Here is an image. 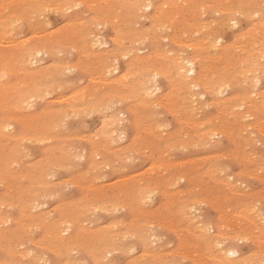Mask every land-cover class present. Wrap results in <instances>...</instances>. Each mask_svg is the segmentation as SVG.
<instances>
[{
  "label": "bare ground",
  "instance_id": "1",
  "mask_svg": "<svg viewBox=\"0 0 264 264\" xmlns=\"http://www.w3.org/2000/svg\"><path fill=\"white\" fill-rule=\"evenodd\" d=\"M116 1H117L118 5H116L115 2H114V4L118 7V10L116 9V11L114 13H112L115 10L116 6L115 5L112 6V4L111 3L109 4L107 0H102V1L101 0H91L90 4H88V5H89V7L91 9H95V13H94L93 16L90 15L91 16L90 17V22L83 21V22L75 23V24H78L80 26L78 28L72 29V28H65L64 27L65 29H63L62 31H61V28L58 29L57 31H55V29H53V31L46 32L43 35H41V34L39 35V34H37L38 32L37 33L35 32L34 34L32 33V35L30 37H28V38H23V39L18 38L20 40H18V39L17 40H13V39H11L13 33L17 30V28L23 22L36 21L40 25L41 22H42L41 21V14L43 12V9L50 8L49 6L52 4V1L51 0H0V45L2 46L0 48V110L4 112L3 113L4 116L2 118L0 117L1 118L0 119V138L4 137L5 139H10V140L12 139L13 140V139H20V138L27 137L29 139H32V142L34 140V141H37L39 143L40 142L43 143V152L45 153V154L43 153L44 154V159L36 160L34 162V164L31 163L30 165H28V166L31 167L32 164H33V166L31 168H28L27 170L24 168L26 171L18 172L19 170L17 171V168L16 169L13 168L12 162H10V160L6 162L5 159H4L6 156H9L10 152L12 151L9 148V146L7 145L8 142L6 143V141L4 142V141L0 140V177L2 176L4 180L5 179L17 180V179L20 178L21 180L25 181V185L23 187H17L16 188V195H17L18 198L16 200L14 199L16 201L15 202V204L17 206L16 208H18V211H19V215H20L19 218H21V219H14V218H8V217L6 218L4 216L1 217V215H0V219L1 220L3 219V223L4 222L6 223L8 221L11 222V223L12 222L16 223V226L12 225V226H9L6 229L0 230V241H2V242L8 241V245L7 246H3V244H2V245H0V249H3V252L5 253L6 257L9 258V259H6V260L7 261H9V260L11 261V262H3L0 259V264H24L22 262V260H20V259L17 260L16 258L14 259V253H15V250H16L17 246H20V247L22 246L23 247V245H26L25 243H28V244H30L32 246H35V247H38V248L39 247L40 248H45L47 251L53 253L54 255L55 254H59V253H63V251L65 253L66 252L68 253L70 251L78 250L80 252L87 253L88 256L90 255L92 257L93 261H94V264H97L98 261H100L101 259H104L106 257V254L111 253L114 250L121 249L120 247L123 246L122 240H123V238L126 235V233H122L121 234V233H119L117 231L116 232H111L112 227L114 228V227L120 226V228H121L124 225L122 223H115L113 225L106 226V227L101 226V227L89 228V229L82 228V226L80 225L81 217L84 216L86 214V212H88V210H91L93 208H99V210L101 209V211L105 212V210H106L105 208L106 207H110L111 208L110 205H112L113 203L111 204L110 199H108V196L105 193H104V195L102 194V196H97V195L96 196H92L93 195L92 193H88L87 198L85 200L84 199H76V200H73V201H69L67 203H63V204L59 203V204H57L55 206V210L58 211V216L56 218H54V217L50 218L51 215L49 216V213H47V212H39V213H36V214H31L30 213L32 208L36 204L37 200L40 197L47 196V194L50 193L51 188L53 187V184L51 182H49L46 179V177H45V175L48 172L50 173L52 167L55 165V163H54L55 156H54L52 150L59 151V154H65L66 150L64 148L65 146L58 145L56 147H53L54 146L53 145L54 142L52 144L53 146L50 144V142L53 140V137L50 134L45 133L46 130L43 129L42 126H40V128L42 129V131H41L42 133H39L40 131L38 133H35V132H37L35 130V131H33L35 134H31V136H29V134L26 135V136L25 135H16V134H14L16 132L11 133V131H10L11 129L10 128H12L13 124H10L11 121L9 122L8 120L9 119L10 120L14 119L16 121H20V124H22V122L23 123L27 122L28 123L27 124L28 128H30L29 125H34V126L35 125L36 126L40 125L38 123L39 117L37 115H35L34 113H28V114H25V115H19V112L24 110V109H26L28 106L34 104L36 99L39 100L38 98H40V100H41V97H43L44 94H46L47 91L51 88V87H49V84H48V80H49L48 78L50 77L48 75V72L51 73V70L52 69H56L58 67V64L51 63L49 66H46V68H45L44 66H40L39 67L37 65V63H35L37 65V67H38V68L36 67V69H35V67L33 69L32 66H30V68H29V65L33 64L36 61L35 57L37 55L39 56V54H43V53L49 52L50 51L49 47H52V46L57 45L58 43H60V38L56 37L57 36L56 33H59L61 31V33L63 32L62 34L66 35V36L70 35L72 37H75V39H76L77 35L78 36L79 35H83L82 40H83V42H85L84 45L87 47L85 49V51L83 52L84 53L83 55L85 57H87L86 59L89 58V60H90V62L88 64V67H89L88 71L89 72H91V71L94 72L96 70L95 69L96 68L95 65H96V63H98V60H100L99 56L93 54V51H91V47L95 44V42H93V41L87 42V40L84 41L85 37L87 38L88 36H90L91 34L94 33V31H93V33H91L92 31L89 32L88 28L90 26H92L95 22L98 23L97 24L98 26L101 23H103L102 25H104L105 22L112 25L111 26V27H113V31L112 32H114V35H113L114 39L113 40H114L115 46H117L115 51H116V53L120 54V56L121 55L122 56L128 55L132 51V49H133L132 47L135 46L137 43L139 44V42H143L145 40H149L150 41V43L152 44L150 51L149 52L147 51L148 53L146 55H144L143 57H139L137 55H135V57H131V59L126 63V68H125L124 72L121 75L116 76L115 78H113L111 80L102 79L103 82L105 83V85L109 84V85H112L113 87L116 86L117 87L116 90H113L111 88L110 92L107 91L108 93L103 94V97L97 98L96 93L99 94V92H96V90H98L99 88L97 89V88L93 87V90H91L92 93L90 92L92 95L90 94L91 96L90 95L87 96L86 95V92H87V88L86 87H87V85H85V88H82L81 90H76L74 92L72 91L73 93H71L68 97L67 96L59 97V99H57V101H59V103L60 102L61 103H66V107L64 108V110H70L71 113H76V114L77 113H81V112H82L81 114H83V111H86V110H95V111L98 110V111L104 112L102 110H105V108L107 107L106 103L109 100H111V99H113L115 97H118L119 100L122 101V102L123 101L127 102L129 104L128 108L131 109L132 111H134L135 114H136L135 115V124H136L137 127H139L141 129V131H139V132L146 133L148 135V137H149V135H151L152 139L149 140L150 146H148L149 144L146 143V145L151 149L150 152L148 150V152L150 153V156L154 153L153 150L155 148H157V147H158L157 151L162 152L161 150H163L164 147H165L164 150L166 151V147L169 146L174 141L173 138H172L173 135H170L168 133L169 136L168 135L167 136H162L160 134L161 131H160V133L156 132L154 130V126H151V123L146 122L147 118L144 117V115H143L144 113H141V108H146V109L149 110V108H152L154 105H157L159 103L161 104L162 100H157V98H153L152 97V95L155 94V92H158V90H160L159 86L157 84L159 78H162L165 86H167V91L168 92L165 93L166 102L165 101L164 102H165L167 108L180 121V123L182 124L183 129H184L183 133L182 132H181V134L178 133V134H180V145H182V146H185V145L186 146H190V145H193L196 142V141L193 140L194 138H197V140L202 138V140H203V139H206V138L209 139V138H211L213 136L215 137V135H218V134H223L226 137H230L232 140L235 141V143H236L237 140H239L241 142V139L243 137L241 135L243 134L242 131H243V127H244L242 121L244 119H246V118H252L253 121H256L255 124H254L255 125L254 127L258 128L260 131H264V115H263L264 114V89H262L260 91H256L255 90L256 92H253V93H255V94H253L255 98H252V95H251L252 92L251 93L250 92L249 93H244L242 95H240L239 93L234 92V93L228 94V95H226L224 97H220L225 92V90L227 88H229V87H233L234 88V87L239 86V89L242 87L245 90H247V88L250 90V89L254 88V86L257 84V81H259L260 78L262 76H264V20H261V19H259L258 17L255 16V13L258 11V6L261 3H264V0H220L221 1L220 4L222 6L219 4L218 6H216V8H213L211 3H210L211 5L206 3L205 0H163V1L161 0V1H159V2H161L160 4H158L159 2L157 4H155V1H153V0H116ZM207 1H210V0H207ZM215 1H219V0H215ZM57 4H59V3H56L55 5H57ZM149 4L152 5L151 8L147 7V5H149ZM88 5H87V7H88ZM53 7H54V5H53ZM124 9H126L127 12H125ZM144 9H146V10L147 9H150V10L153 9L152 10L153 12L151 14L147 15V14H144ZM206 9H214L215 11H217L219 13L221 12V14L222 13L227 14V16H221L220 15L221 16L220 18H217L215 21H212V22H206V21L200 22L199 19H201V18L198 19V17L200 15H202L205 11L207 12ZM211 11H213V10H211ZM215 11H213V12H215ZM69 13H67V14H69ZM237 13H239L240 16H243L245 18L251 19V23L249 22L250 25L245 29V31L241 35L242 38H236L235 37L233 40H231V41H229L227 43H224V44H220L221 42L217 43L216 40L218 39V37H215L217 39L214 40L213 36H216L220 32L219 30L224 28L225 24H229V22L235 21ZM59 14H60V12H59ZM61 14H63V13H61ZM205 14H204V16L207 15V14L206 15ZM146 15L148 16V19H149V24H148L149 27L148 28L146 27L147 29H145L143 27L141 28L140 26L135 28L133 20L135 18L144 17ZM46 17H49V16L47 15ZM74 17H76V16H74ZM77 17H78V15H77ZM88 17H89V15H88ZM144 18H146V17H144ZM66 19L68 20V17ZM80 19L81 18H79V20ZM205 19H206V17H205ZM210 19H212V18H210ZM242 19L240 18V20H242ZM67 20H66V22H67ZM74 21H75V19H74ZM134 21L137 23L136 20H134ZM76 22H78V21H76ZM237 25H239V24L237 23ZM24 26H25V24H24ZM27 26H30V25H27ZM69 26H71V24ZM42 27H43V25H42ZM99 27H101V26H99ZM103 28H104V26H103ZM47 29H49V27ZM226 29L229 30V28L225 27L224 30H226ZM98 31H100V29ZM166 31H169V33L166 32ZM22 32H23V30H22ZM22 32H20V33L22 34ZM42 32H44V31H42ZM163 32H166L168 34L167 35L165 34L163 36V35H161ZM60 34H58V35H60ZM102 35L103 34H101V36ZM109 35H107V36H109ZM15 36L18 37V34L15 35ZM97 36L98 35H96V37ZM99 37H100V35H99ZM64 38H65V36H64ZM64 38H63V40H64L63 42H65ZM75 39H73V40H75ZM103 39H105V38H103ZM73 40H70V41H73ZM161 40H166L167 41V42H165V43L168 44V46L166 48H162L161 45H159V46L162 49L158 48L159 46L157 47V44ZM126 42H128L127 43L128 45H126ZM103 43L105 44V42L102 41V44ZM106 43H107V39H106ZM114 43H112V44H114ZM61 44H64V43H61ZM100 44L101 43H99V45ZM81 45H82V43H81ZM175 47H177V48H175ZM142 48H145V47H142ZM141 49H139V50H141ZM136 50H138V49H136ZM96 52H98V51H96ZM76 53L77 52L75 51V54ZM53 55H51V56H53ZM61 56H63V55H61ZM114 57L116 58V56H114ZM52 58H54V56ZM55 58H57V57L55 56ZM75 58H76V56H75ZM107 59H109V58H107ZM92 60H96V62L93 63ZM45 61L46 60H44V62ZM114 61L116 62L117 60H114ZM44 62H42V63H44ZM63 62H64V60H63ZM118 63H119V61H118ZM76 64H77V62H76ZM40 65H42V64H40ZM62 65H63V63L61 64V66ZM116 65H117V63H116ZM67 68H69V67L67 66ZM103 68H105L104 73L110 72V70L112 69V68L111 69H107L105 66H103ZM111 71L115 72V70H111ZM52 72H54V71H52ZM93 74L92 75L90 74L91 79H89V80H92L91 82H94V81H96L98 79V77L94 76ZM67 77L69 78V76H67ZM76 79H74V80H76ZM79 79H81V78H79ZM79 79H77V82H78ZM67 80H69V79H67ZM98 80H100V79H98ZM102 80H101V82H102ZM84 81L85 80H83V82ZM97 81L95 83H97ZM49 82H51V81H49ZM88 82H90V81H88ZM90 84H88V85H90ZM76 85H78V84H76ZM71 86H73V85H71ZM259 86H261V85H259ZM57 87H59V86H57ZM97 87H99V86H97ZM197 87H200L203 90L204 93H207V94L209 93L212 96L211 97L213 99L212 100V105L216 104V107H217V110H216L217 111V116H218L217 119L221 120L222 122L221 121L220 122L223 124V126L219 130H217L215 128L214 124L217 123L216 121H211L209 119L201 120V119L194 118L193 116L195 114L193 115L192 111L187 106L188 104L186 105V102L190 101L192 96L194 95L193 92H195V93L198 92V91L196 92L194 90V88H197ZM64 88L65 87H63L62 89L64 90ZM164 88L166 89V87H164ZM200 88H198L196 90H199ZM55 89H57V88H55ZM68 91H69V89H68ZM116 91H118V92H116ZM229 91H231V90H229ZM66 92H67V90H66ZM66 92H65V94H66ZM55 93H53V94H55ZM160 93H162V91ZM226 93H224V94H226ZM200 94H201L202 98L204 97L203 95H205L203 93H200ZM46 98H48V96ZM163 98H164V96H163ZM196 98H197L196 102H198V99L201 98V97L198 98V96H197ZM42 99H44V98H42ZM114 100H112V101H114ZM39 102H41V101H39ZM190 102L193 103L192 101H190ZM208 103H207V105H208ZM35 104H37V103H35ZM42 104H44V103H42ZM135 104H137V108H139L140 111L134 110V105ZM37 105H35V106H37ZM51 105H52V103H51ZM194 105H196V104H194ZM209 105L211 106L210 103H209ZM204 106H206V104H204ZM245 106L248 107L249 111L248 110L247 111L246 110H239V108H243ZM47 107H49V106L47 105ZM52 107H53V105H52ZM123 107H121V108H123ZM43 108H41V109H43ZM112 108H113V106H112ZM118 108H120V107H118ZM124 109H126V108H124ZM111 110H113V109H111ZM26 111H28V110H26ZM50 112H53V113L55 112V113L58 114V116H59V114L61 115V109L57 108V107L56 108H51ZM126 112L127 111L125 110V112H123V113H126ZM129 112H131V111H128V113ZM134 112H132V113H134ZM0 113H2V112H0ZM153 113H152V115H153ZM155 113H156V111H155ZM172 113H171V115H172ZM66 114H67V112H66ZM106 114H107V112H106ZM92 115H94V114H92ZM150 115H148L146 117L149 118ZM152 115L150 117H152ZM206 115H208L207 112H206ZM209 115H212V114H209ZM213 115L215 117V114H213ZM115 116H113L112 118H108L107 119L106 115H102L101 114L100 117H102V118L100 119L101 121H99V122H101V130H100V135H99L100 139L102 138V139H106L107 140L108 137L111 136V133L113 131H116V130L120 131L118 129L117 123L119 124L121 122V119H119L117 121V120H115ZM201 116L202 115H200L199 118H201ZM53 117H54V115H53ZM61 117H62V115H61ZM81 117H83V116L81 115ZM88 117L90 118V114H89ZM97 117H99V116H97ZM51 118H52V116H51ZM67 118L68 117H65V119H67ZM58 119H59V117H58ZM49 120H51V119H49ZM52 120H53V118H52ZM51 121H48V122L50 123ZM13 122L14 121L12 120L11 123H13ZM40 122H41V125H42V121H40ZM54 122H55V124H57L56 126L55 125L54 126L57 127L59 122H57V123H56V121H54ZM45 123H47V122H45ZM83 123H84V121H83ZM159 123H161V122H159ZM157 124H154V125H157ZM71 125H72V123H71ZM80 125H79V127H80ZM126 125H127V123H126ZM128 125H129V122H128ZM162 125H160V126H162ZM34 126H33V129H34ZM43 126H44V124H43ZM47 128L49 129L48 125H47ZM60 128H62V127H60ZM163 128H165V127H163ZM169 128H167V130ZM176 128H177V126H176ZM30 129H32V128H30ZM188 129L191 130V131H187ZM26 130H28V129H26ZM51 130H49V132ZM60 130H59V133L61 132ZM66 131H70V130H66ZM86 131L88 132V130H86ZM19 132H21V131H19ZM30 132H31V130H30ZM79 132H81V131H79ZM189 132L193 133L192 137L188 136ZM75 133H77V132H75ZM175 133L176 132H174V134ZM82 134H84L83 131H82ZM137 134H139V136L142 135V134H140L138 132H137ZM95 135H97V134H95ZM252 135H253V133H252ZM124 136H127V135L125 134ZM78 137L80 138V134H79V136H77V138ZM136 138L141 139V137L139 138L138 135L136 136ZM63 139H65V138H63ZM133 139L134 138H132L131 141H134ZM145 139H144V141H145ZM148 139H150V138H148ZM148 139H147V141H148ZM227 139H229V138H227ZM243 139H244V137H243ZM255 139H257V138H255ZM24 140H26V139H24ZM98 140L99 139L94 140V138H92V137L88 139L89 144L91 143L92 146L99 145L98 142H97ZM211 140H213L214 142L216 141V139L214 140L212 138H211ZM135 141H136V139H135ZM135 141H134V144L138 145L139 141H138V143H136ZM144 141H143V143H145ZM140 142H142V141H140ZM158 142H161V146H164L161 150L159 149L160 143L157 144ZM27 143L25 142V144H27ZM63 143H65V142L63 141ZM109 143H110V141H109ZM211 143L214 145L213 142H211ZM219 143H221V142H219ZM15 144L16 143H14V145ZM87 144H88V142H87ZM114 144H115V142H114ZM101 145L106 147L107 146L106 141H101ZM121 145H123V144L121 143ZM22 146H24V144ZM27 146L29 147V145H27ZM77 146H78V143H77ZM80 146L81 145H79L78 147L80 148ZM130 146L131 145L125 146L122 149H126V148H128ZM147 146H145V147H147ZM7 147L9 148V150L7 149L8 150V152H7L8 154L6 153L4 155V152H6L5 149ZM15 147H16V145H15ZM20 149H21V147H20ZM207 149H209V148H207ZM215 149H216V147H215ZM218 149L220 150V148H218ZM263 149H264V147H263ZM25 150H27V149H25ZM33 151L36 152L35 149ZM77 151H78V149H77ZM103 151H104V149H103ZM124 151H126V150H124ZM155 151H156V149H155ZM196 151H198V150H196ZM201 151L203 152V150H201ZM215 151L217 152V150H215ZM231 151L233 152V150H231ZM231 151H230V153L228 151L227 152L229 154H231ZM85 152H87V151H85ZM114 152H116V151H114ZM120 152H122V150ZM93 153H94V151L91 152V154H93ZM110 153H112V151ZM162 153L164 154V152H162ZM213 153H215V152H213ZM228 153L226 155H228ZM246 153L247 152H245L244 155ZM249 153L250 152H248L247 154H249ZM73 155L75 156V154H73ZM96 155H98V154L96 153ZM103 155H105V153H103L102 155L100 153V157L103 156ZM135 155H137V154H135ZM135 155H133V156H135ZM146 155H148V153ZM187 155H189V154L187 153ZM241 155H239L238 157L241 158ZM15 156L13 154L12 157H15ZM80 156H82V155L80 154ZM88 156L91 158V155H88ZM114 156H115V154H114ZM119 156H117V157H119ZM18 157H19V155H18ZM20 157H22V156H20ZM157 157L158 158H156L155 160H152V162L150 163V165L148 167H149V169L151 171L154 170L155 173L158 174L159 178H161L162 182L164 183V188L162 189L161 185L159 186L158 184H156V186H154L153 184L150 183V181H149L150 180L149 179V175H151L150 173L147 174V176H146L147 180L144 181V182L140 181L139 179H136V180L133 179L134 182H132V185L133 186H137V192H133V197L137 201V208H138V204L139 203H141L142 201L150 199V196L152 194L151 192H153L155 189L160 187L159 191L162 193V195L164 194L168 199L170 198V200L172 198L171 203H172V206L175 207V210H174L175 215H178L181 211H182V213H186L188 211H185L183 209L184 205L186 203V199H185V196H184L185 193L183 191H178V192L171 193V192H169L168 185L170 184L172 179L177 180V181L189 179V180H192L195 183L198 180L197 178L201 177V179H199V182H202V185L205 187V189L208 191V193L211 194V192H215L214 195H212L213 196L212 200H210V201H211L212 205L214 206V209L217 210L218 217H217V219L215 221H211V220H209V218L207 219L205 214L203 213L202 214L203 217L199 220L198 223H194V222H192L190 220H189V222H187V223H190V222L194 223L193 227L189 226L191 224L190 223L188 226L185 224L186 225L185 228H183L184 225H183L182 228H180V230H182V229L185 230L184 234L186 236L185 237L186 244L190 243L191 245H189V246H191L192 250H194V252H195V258L197 260L196 264H258V263H264V261L261 262L262 261L261 258H263L262 256H264L262 254L261 250H260V253L258 252V253L248 254V256H238V257L234 258L235 255L234 256H230L229 253H235L234 250H236V249L232 250V249L229 248V246L228 247L225 246V247H223L221 249L219 248V245H221V243L222 244H223V242L226 243L227 239L229 237H231L230 236L231 227H229L230 231L228 230L230 234H228V232H227V226H228L229 222H227L228 221L227 220L228 219L227 218L228 215H226V214H229V213L232 214V212L228 213V211L225 210L226 207L224 208V206L227 204V201L225 200L224 195L219 193L217 189L212 191V188H210L211 187L210 184H208L206 182L203 183V181L205 180L204 176L209 178L214 183H216L215 181L218 182V180H219V179H216V177H215V168H212V166H211L212 163L209 164V165H205V160L207 159V157H202V158H198V159H190V160H187V161H180V162L179 161L178 162L168 161V160H166L163 157V155L161 153H159V156H157ZM175 157H176V155H175ZM212 157H214V156H212ZM103 158L105 159V157H103ZM169 158H170V156H169ZM184 158L182 157L181 159H184ZM227 158H228V156H227ZM234 158H235V155H234ZM251 158L254 159L252 156H251ZM15 159H16V157H15ZM23 159H22V161H23ZM106 159H108V160H106ZM106 159H105V161H109L110 160V158H106ZM112 159H115V158L113 157ZM208 159H210V158L208 157ZM25 160H26V158H25ZM118 160L122 162L121 159H118ZM139 162H138V164H139ZM255 162H254V166H256ZM261 162L263 164L264 161H260V163ZM80 163H81V161H80ZM185 164H190V166H191V171H190L191 175H189V176L188 175L186 176L185 175L186 172L185 173L183 172L182 166L185 165ZM256 164H258V162H256ZM259 164H258V167L261 166ZM129 165L130 164H127L128 167H129ZM18 166L20 167V165H18ZM24 166H25V164H24ZM66 166L68 167V165H66ZM102 166H105V165L103 164ZM127 166H125V167L127 168ZM96 167H100V166H98V163H97V166H93L92 165V167H91L92 169H94V175H96L99 172V170H98L99 168L97 169ZM114 167L116 168V166L113 165L112 167H110V169L114 168ZM117 167H118V165H117ZM233 167H234V165H233ZM252 167H251V169L247 168V170H249V171L253 170ZM102 168H101V171H102ZM107 168H109V167H107ZM121 168H122V166H121ZM121 168H117V169H119V171H120ZM257 168H255V169H257ZM84 169H86V168L84 167ZM244 169H245V167H244ZM96 170H97V173L95 174ZM54 171L51 174H56L57 171L56 172H54ZM63 171H64V169H63ZM110 171L113 172L114 170L113 171L110 170ZM119 171H117V172H119ZM230 171H232V169ZM64 172H67V171L65 170ZM253 172H255V171H253ZM258 172H259V170H258ZM78 173H79V171H78ZM102 173L104 174V171ZM113 173H115V172H113ZM228 173L230 174V172H228ZM80 174H82V172H80ZM123 174H125V173H123ZM141 174H143V173H141ZM58 175H54V176L57 177ZM94 175H92V176H94ZM87 176L89 177V174ZM96 176H98V175H96ZM136 176H137V174H136ZM155 176H157V175H155ZM249 176H251L250 173H249ZM94 178H96V177L94 176ZM97 178L103 179L102 177H97ZM82 179H83V176H82ZM124 179H122V180H124ZM261 179H262V177H261ZM119 181H121V180H119ZM231 182L233 183L232 180H231ZM97 183H99V182H97ZM102 183H103V180H102ZM234 183H236V182H234ZM81 185L87 191L88 190L97 189L95 186H92V185H90V184H88L86 182H82ZM240 185H242V184H240ZM240 185L238 184V186H240ZM82 187H81V189H82ZM229 187L230 186H227V188L224 190L225 194H228L227 190L230 189ZM231 187L233 188V185ZM118 188H120V185H119ZM245 188H242L241 190L244 191L243 189H245ZM233 189H235V188H233ZM97 190H100V189H97ZM129 190H130V188H129ZM261 190L263 191V189H261ZM108 191H109V189H108ZM157 191H158V189H157ZM230 192H231V190H230ZM232 192H233V190H232ZM246 192L249 193L250 191L249 192L246 191ZM255 192H257V191H255ZM258 192H259L258 194H260L261 191H258ZM93 193H94V191H93ZM101 193H102V189H101ZM237 193L238 192H236L235 194L237 195ZM4 196H6V195H4ZM72 196H74V195H72ZM136 196H137V198H136ZM8 197H10V195ZM81 197H83V195H81ZM226 197H228V195H226ZM258 197H259V195H258ZM84 198H85V196H84ZM123 198H125V197H123ZM189 198L190 197H188V199ZM115 199H116L115 202L113 201L114 205H115V203L116 204L120 203L119 206H121V207H128L132 212H133V210H135V206H134L133 201H129V200L125 201V199H121V197H119L118 195H115ZM194 200H196V199H194ZM241 200H242V198H241ZM169 201H168V203H169ZM248 201L250 202V200H248ZM231 202H233V201L231 200ZM50 203H52V202H50ZM246 203H248V202H246ZM193 204L194 203H192V205ZM251 204H254V203H251ZM239 205H241V204H239ZM246 206H247L246 208H250L253 205L252 206L250 205V207H248L249 206V204H248ZM46 207H48V206H46ZM166 207H169L168 204H167ZM207 207H210V206L208 205ZM2 208H4V207H2ZM16 208H15V210H17ZM43 208H45V207H43ZM110 208H108V209H110ZM144 208H145V206H144ZM102 209H105V210H102ZM195 210H198V209H195ZM224 210L226 211V213H224ZM248 210H250V209H247V211ZM43 211H45V209ZM137 211L139 213H141L142 216H145V217H148V215H150L151 213H156L157 212V210L148 211V210H145V209L144 210H140V208L137 209ZM171 211H172V209H171ZM243 211H244L243 209L242 210H238L234 214H235V216H238V218H243L242 221L244 219H246L249 222V224L255 223L254 222V217H256V215H253L251 213V215H253V217H252V216L249 215L250 213L247 215V214L243 213ZM254 211H257V210H254ZM251 212H253V211H251ZM190 214H192V213H190ZM259 214H258V217L261 216ZM16 215H18V214L16 213ZM207 215H208V213H207ZM12 216H14V215H12ZM53 216H55V214H53ZM182 216L184 217V215H181V213L178 216H176V218H178L176 220H178L179 223H180V221H183ZM190 216L191 215H189V217L188 216L187 217L190 219ZM198 216H199V214H198ZM235 216H233V218H235V221H236L237 219H236ZM229 218H230V216H229ZM163 219H165V218H163ZM191 219H193V217ZM185 220L188 221V219H185ZM246 220H244V221L247 222ZM262 220H261L260 223L264 222V221L262 222ZM106 221H107V219H106ZM151 221H152V219H151ZM151 221L149 223L146 222V223H140V224H138V222H137V231L131 233V234L137 236V241L147 240L150 236L154 235L153 232L151 233V231L154 230V227L156 225L153 222H151ZM154 221L158 222V220H154ZM232 221L235 223L234 220H231L229 224H232L233 223ZM255 221H256V219H255ZM259 221H260V219H259ZM259 221H257V222H259ZM90 222L93 223L92 221H90ZM159 222H161V221H159ZM163 222H161V223H163ZM239 222L241 223V220H239ZM260 223H258V224H260ZM30 224L33 227L34 226L39 227L42 230V232H43V236L38 238V239L30 237L29 236V231L27 229ZM170 224L173 226L172 222H170ZM170 224H167V225L169 226ZM237 225H238V223L236 225H234L233 227L236 228L235 226H237ZM253 225L257 226L255 224H253ZM262 226H260V227H262ZM122 228H124V227H122ZM245 228L247 229V227H245ZM249 228H250V226H249ZM251 228H254V227L252 226ZM262 228L260 229L258 227L260 232H258L259 230H257V232H254L255 234L252 233L253 235L252 234H251L252 236L250 235L251 237L254 236L253 239L257 243H260L261 241L264 242V240H263L264 239V235H263V232H262L263 231ZM211 230H213V233H210ZM243 230L245 231V229H243ZM247 230L245 231L246 233H248V231H249V230L248 231ZM171 231H172V229H171ZM171 231H170V234L172 233ZM236 231H238V230H236ZM244 231L242 232V230H241V232L243 234H245ZM177 233H180V232H177ZM237 234H240L239 238H241L240 230L238 231ZM231 235H233V234H231ZM248 235H243V238L244 237H246V239L249 238ZM179 237H181V235ZM179 237L177 236L176 238H179ZM232 237H235V236H232ZM243 238H241L242 241L244 240ZM253 239H251V241ZM234 240H235V238H234ZM178 241H180V240H178ZM179 244H177V245H179ZM177 245H176V247H177V249H179L180 247L178 248ZM139 246H140V244H139ZM157 246L159 247V245H157ZM31 248H33V247H31ZM147 248H146V250L144 249V252L142 251V255H140L139 258L137 257V255L135 256L137 258H135V257H134L135 259L133 258L134 259L133 264H168V259H165V258L163 259L164 255H163V257H161L162 260L160 259V256H162V255H159V254L162 251H159V253H156V254H154V253L151 254L150 251H147ZM258 248L260 249V247H258ZM123 249H124V247H123ZM171 249L173 250V248H171ZM155 250H156L155 252L158 251V249H155ZM192 250H191V252H192ZM240 250H241V248H240ZM29 251H31V250L29 249ZM47 251H44V252H47ZM151 251H154V250H151ZM164 251H166V250H164ZM176 251H178V250H176ZM186 251L188 252V249L185 250V248H184V251L183 252L181 251V252L184 253ZM33 253H35V252H33V251L32 252H26V250L22 249V251H19V256L18 257H22L23 259H28L29 257L32 258V255H33V258H35L36 254H33ZM174 254H176V253H174ZM245 254H247V253H245ZM54 255H52V256H54ZM124 255H126V254H124ZM131 255H133V254H131ZM168 255H166V256H168ZM185 255H187V254H185ZM185 255L182 254V256H185ZM237 255H240V254H237ZM188 256H186V257H188ZM67 257H68V255H67ZM56 258H57V256H56ZM65 258H66V256H65ZM188 258H190V257H188ZM64 260L66 261V259H64ZM180 260H181V258H180ZM170 262H171V260H170ZM45 263H47V262H45ZM113 263H115V262H113ZM109 264H111V263L109 262Z\"/></svg>",
  "mask_w": 264,
  "mask_h": 264
},
{
  "label": "rangeland",
  "instance_id": "2",
  "mask_svg": "<svg viewBox=\"0 0 264 264\" xmlns=\"http://www.w3.org/2000/svg\"><path fill=\"white\" fill-rule=\"evenodd\" d=\"M52 1V4L54 5V7H53V5L51 4L49 7L50 8H46V9H49V11H47V12H45V9H43V16L41 15V24L39 25L38 24V22H36V21H30V22H23L18 28H17V30L13 33V35H12V37H11V39H13V40H17L18 38H20V39H23V38H28V37H30L31 35H32V33L34 34L35 32L37 33V34H41V35H43L44 33H46V32H50V31H53V29H55V31H57L58 29H60L61 28V31L63 30V29H65V28H72V29H75V28H78V27H80L78 24H75V23H79V22H83V21H87V22H90V17L91 16H93L94 15V13H95V9H91L90 7H89V5L88 4H90V1L91 0H51ZM55 1V2H54ZM102 1V0H101ZM108 1V3L110 4H112V6H114L115 4H114V2L116 3V5H118V3H117V1L116 0H107ZM153 1H155V4H157L159 1H161V0H153ZM163 1V0H162ZM206 1V3H208V4H212V6H213V8H216V6H218L220 3H221V1L219 0V1H215V0H210V1H207V0H205ZM54 2V3H53ZM65 2V3H64ZM213 2V3H212ZM218 2V3H217ZM56 3H59V4H57V5H55ZM62 3V4H61ZM161 2H159L158 4H160ZM77 4H79V5H81V7L77 10L76 9V5ZM210 4V5H211ZM87 5H88V7H87ZM115 5V6H116ZM221 5V4H220ZM68 6V7H67ZM222 6V5H221ZM53 8H58L59 9V12H60V14L58 15L57 14V12L56 11H53V10H51V9H53ZM66 8H70L71 9V11H66L65 9ZM90 8V9H89ZM76 9V10H75ZM82 9V10H81ZM116 9L118 10V7L116 6V8H115V10L112 12V13H114L115 11H116ZM84 10V11H83ZM153 10V9H152ZM152 10H150V9H144V14H147V15H149V14H151L153 11ZM207 10V12L205 11L202 15H198L199 17H198V19L199 18H201V19H199V21L200 22H203V21H206V22H212V21H215L217 18H220L221 16H227V14H225V13H222L221 14V12L219 13V12H217V11H215L214 9H206ZM211 10H213V11H215V12H213V11H211ZM124 11L125 12H127V10L126 9H124ZM45 12V13H44ZM70 12V13H69ZM75 14H74V13ZM82 12V13H81ZM88 12V13H87ZM52 13V14H51ZM61 13H63V14H61ZM67 13H69V14H67ZM77 13V14H76ZM87 13V14H86ZM91 13V14H90ZM93 13V14H92ZM207 15H206V14ZM213 13V14H212ZM45 14V15H44ZM66 16H65V15ZM73 14V15H72ZM204 14L206 15V16H204ZM49 16V17H46V16ZM53 15V16H52ZM68 15V16H67ZM72 15V16H71ZM77 15H78V17H77ZM88 15H89V17H88ZM91 15V16H90ZM144 16V17H146V18H144V17H140V18H135L134 20H136L137 21V23L133 20V23H134V26H135V28H137V27H143V28H145V29H147L148 27H149V19H148V16ZM221 15V16H220ZM70 16V17H69ZM74 16H76V17H74ZM84 18H82V17ZM86 16V17H85ZM68 17V20L66 19ZM73 17V18H72ZM205 17H206V19H205ZM79 18H81L80 20H79ZM87 18V19H86ZM143 18V19H142ZM210 18H212V19H210ZM227 18V17H226ZM240 18L242 19V20H240ZM245 17H243V16H240V15H237L236 16V19H235V22H236V26L234 27V26H232L233 25V23H232V21L231 22H229V24H225L224 25V28H222V29H220L219 31V33L216 35V36H213L214 37V40H216L217 38H215V37H218V39L216 40L217 41V43H219V42H221L220 44H224V43H227V42H229V41H231V40H233L235 37L236 38H242L241 37V35L243 34V32L245 31V29L250 25V23H251V19H248V18H245ZM55 19V20H54ZM74 19H75V21H74ZM83 19V20H82ZM86 19V20H85ZM46 20V21H45ZM66 20H67V22H66ZM250 20V21H249ZM76 21H78V22H76ZM144 21V22H143ZM48 22V23H47ZM65 24H64V23ZM69 22V23H68ZM148 22V23H147ZM240 22V23H239ZM250 22V23H249ZM45 23V24H44ZM237 23L239 24V25H237ZM24 24H25V26H24ZM51 26H50V25ZM71 24V26H69ZM73 24V25H72ZM98 23H94L92 26H90L89 28H88V31L90 32V31H92L91 33H93V31H94V33L93 34H91L90 36H88L87 38L85 37L84 38V41H86L87 40V42H89V41H93V42H95V44L91 47V51H93V54H95V55H97V56H99V58H100V60H98V63H96V70L94 71V72H89L88 70H89V67H88V64H89V62H90V60H89V58L88 59H86L87 57H85L83 54V52L85 51V49L87 48L84 44H85V42H83V40H82V37H83V35H77L76 36V39H75V37H72V36H66V35H64V34H62L61 33V31L59 32V33H56V37L57 38H60V43H58L57 45H54V46H52V47H49L50 48V51L49 52H47V53H43V54H39V56L37 55L35 58H36V61L33 63V64H31V65H29V68H30V66H32V68L34 69V67H35V69H36V67H37V65L40 67V66H44L45 68H46V66H49L51 63H55V64H58V67L56 68V69H52L51 70V73H49L48 72V75L50 76L48 79V84H49V87H51L48 91H47V93L46 94H44V96L43 97H41V100H40V98H38L39 100H35V103H39L38 105L37 104H35L34 102V104H32V105H30V106H28L26 109H24V110H22V111H20L19 112V115H25V114H28V113H34L35 115H37L38 117H39V121H38V123L40 124V125H29L30 126V128H32V129H30V128H28V123L27 122H22V124L24 125H22V124H20V121H16V120H14V119H12L14 122L13 123H11L12 122V120H8L9 122H10V124H13L12 125V128H10L9 130L11 131V133H14V132H16V133H14V134H16V135H28L29 134V136H31V134H35V133H38L39 131V133H42L41 131H42V129L40 128V126H42V128L43 129H45L46 131H45V133H47V134H50L52 137H53V140L50 142V144L52 145L53 144V142H54V146L53 147H56V146H58V145H60V146H65L64 148H65V150H66V153L65 154H59V151H55V150H52V152H53V154H54V156H55V161H54V163H55V165L52 167V169H51V171H50V173L48 172L46 175H45V177H46V179L49 181V182H51L52 184H53V187L51 188V191H50V193L49 194H47V196H45V197H40L38 200H37V202H36V204L34 205V207L32 208V210H31V214H36V213H39V212H47V213H49V216L51 215V217L50 218H56L57 216H58V211L57 210H55V206L57 205V204H59V203H67V202H69V201H73V200H76V199H86L87 198V195H88V193H92L93 195L92 196H102V194L104 195V193L108 196V199H110V201H111V204L112 205H110L111 206V208L110 207H106L105 209H102V210H105V212L104 211H101V209L99 210V208H93V209H91V210H88V212H86V214L84 215V216H82L81 217V219H80V225L82 226V228H87V229H89V228H97V227H101V226H103V227H106V226H110V225H113V224H115V223H122V224H124L122 227H124V228H120V226H118V227H112V229H111V232H119V233H126V235H125V237L123 238V240H122V242H123V246L122 247H120L121 249H118V250H114V251H112L111 253H108V254H106V257L104 258V259H101L100 261H98L97 262V264H109V262L111 263V264H133V262H134V259L135 258H139L140 257V255H142V251L144 252V249L146 250V248H147V251H150L151 252V254L152 253H154V254H156V253H159V251H162V252H160V254L159 255H162V256H160V259L162 260V258L161 257H163V255H164V257H163V259L165 258V259H168V264L170 263V264H196V262H197V260H196V258H195V252H194V250H192V248H191V246H189V245H191L190 243H188V244H186V241H185V230L184 229H182V230H180V228H182L183 227V225H184V227L183 228H185L186 227V225L188 226L190 223V227H193V224L194 223H198L199 222V220L203 217L202 216V214L204 213L205 214V216H206V218L208 219L209 218V220H211V221H215L216 219H217V217H218V212H217V210L216 209H214V206L212 205V203H211V201L210 200H212V198H213V196L212 195H214V193L215 192H211V194L210 193H208V191L205 189V187L202 185V182H199V179H201V177L200 178H197L198 180L194 183L192 180H189V179H187V180H179V181H177V180H174V179H172L171 180V182H170V184L168 185V188H169V192H171V193H174V192H178V191H183L185 194H184V196H185V199H186V203H185V205H184V210L185 211H188V212H186V213H182V211L180 212L181 213V215H184V217L182 216V219H183V221H180V223L178 222V220H176V219H178V218H176V216H178V215H175V212H174V210H175V207H173L172 206V203H171V200H172V198H171V200H170V198L168 199L164 194L162 195V193L159 191L160 190V187L159 188H157L158 189V191H157V189H155L153 192H151L152 194H151V196H150V199H148V200H145V201H142L141 203H139L138 204V208H137V201L135 200V198L133 197V192H137V186H133L132 185V182H134V180H136V179H139L140 181H146L147 180V174L148 173H150L151 175H149V181H150V183L151 184H153L154 186H156V184H158L159 186L161 185V188L163 189L164 188V183L162 182V180H161V178H159V176H158V174L157 173H155V171L153 170V171H151L150 169H149V165H150V163L152 162V160H155L156 158H158L157 156H159V153H161L162 155H163V157L166 159V160H168V161H172V162H180V161H187V160H190V159H198V158H202V157H207V159L205 160V165H209V164H211V166H212V168H215V177H216V179H219L218 180V182L217 181H215L216 183H214V182H212L209 178H207V177H205L204 176V181H203V183L204 182H206V183H208V184H210L211 185V187L210 188H212V191H214L215 189H217L218 190V192L219 193H221V194H223L224 195V197H225V200L227 201V204L224 206V208H225V210L226 211H228V213L229 212H232V214H226V215H228V221L227 222H229L230 223V221L231 220H234L235 221V218H233V216H235V212L236 211H238V210H244L243 211V213H245V214H249L250 216H252L253 217V215H256V217H254V222L255 223H253V224H255V225H257L258 223H260L261 222V220H262V222L264 221V162H263V164H262V162L260 163V161H264L263 159H264V149H263V147H264V131H260L258 128H256V127H254L255 125V122L256 121H253V119L252 118H246V119H244L243 121H242V123H243V125H244V127H243V134L241 135V136H243L244 137V139H243V137H242V139H241V142L239 141V140H237L236 141V143H235V141L234 140H232L230 137H226L225 135H223V134H218V135H215V137L213 136V137H211L212 139H216V141L214 142L213 140H211V138H209V139H203L202 140V138H200V139H198L197 140V138H194L193 140L194 141H196L193 145H190V146H182V145H180V134H181V132L183 133V131H184V129H183V126H182V124L180 123V121L177 119V117L167 108V106H166V104H165V102H166V99H165V93H167L168 91H167V86H165V84H164V82H163V79L162 78H159V80H158V86H159V89L160 90H158V92H155V94H153L152 95V97L153 98H157V100H162L161 101V104L164 106H162L160 103L159 104H157V105H154L152 108H149V110L148 109H146V108H141V113H144L143 115H144V117L145 118H147L146 119V122H148V123H151V126H154V130L156 131V132H158V133H160V131H161V135L162 136H169V134L170 135H173V142L169 145V146H167L166 147V151L164 150V146H161V142H158L157 144H159L160 143V145H159V149L161 150L163 147V150H161L162 152H164V154L162 153V152H160V151H157V148H155L156 149V151H155V149L153 150L154 151V153L150 156V151H151V149L148 147V146H150V142H149V140H151L152 138H151V135H149V137H148V135L146 134V133H144V132H139V131H141V129L139 128V127H137L136 126V124H135V112L134 111H132L131 109H129L128 108V103L127 102H125V101H120L119 100V98L118 97H115V98H113V99H111V100H109L107 103H106V108H105V110H102V111H104V112H101V111H98V110H86V111H83V114H81V113H71L70 112V110H64V108L66 107V103H59V101H57V99H59V97H65V96H69L71 93H73L74 91H76V90H81L82 88H85V85H87V92H86V95L87 96H89L91 93H92V91L91 90H93V87H95V88H99L98 90H96V92H99V94L98 93H96V96H97V98H101V97H103V94H105V93H108V92H110L111 90V88L113 89V90H116V86H112V85H109V84H106L105 85V83L103 82V80L102 79H107V80H111V79H113V78H115L116 76H119V75H121L123 72H124V70H125V68H126V63L131 59V57H135V55H137V56H139V57H143L144 55H146L149 51H150V49H151V46H152V44L150 43V41L149 40H145V41H143V42H139V44L137 43L135 46H133L132 48V51L128 54V55H126V56H120V54H118V53H116V48H117V46H115V43H114V37H113V35H114V32H112L113 31V27H111L112 25L111 24H109V23H104V25H102L103 23H101V24H99V26H101V27H99L98 25H97ZM27 25H30V26H27ZM42 25H43V27H42ZM95 25V26H94ZM144 25V26H143ZM146 25V26H145ZM73 26V27H72ZM97 26V27H96ZM103 26H104V28H103ZM229 26V27H228ZM49 27V29H47ZM65 27V28H64ZM106 27V28H105ZM147 27V28H146ZM225 27L226 28H229V30L228 29H226V30H224L225 29ZM238 27V28H237ZM22 28V29H21ZM30 28V29H29ZM91 28V29H90ZM111 28V29H110ZM236 28V29H235ZM36 29V30H35ZM38 29V30H37ZM46 29V30H45ZM51 29V30H50ZM100 29V31H98ZM103 29V30H102ZM232 29V30H231ZM22 30H23V32H22ZM26 30V31H25ZM228 30V31H227ZM236 30V31H235ZM28 31V32H27ZM34 31V32H33ZM42 31H44V32H42ZM230 31V32H229ZM235 31V32H234ZM20 32H22V34L20 33ZM41 32V33H40ZM100 32V33H99ZM166 32H168L169 33V31H166ZM166 32H163L161 35H167L168 33H166ZM223 32V33H222ZM61 33V34H60ZM99 33V34H98ZM110 35H109V34ZM18 34V37L17 36H15V35H17ZM21 34V35H20ZM30 34V35H29ZM58 34H60V35H58ZM80 34V33H79ZM101 34H103L102 36H101ZM236 34V35H235ZM96 35H98L97 37H96ZM99 35H100V37H99ZM107 35H109V36H107ZM112 35V36H111ZM230 35V36H229ZM64 36H65V38H64ZM107 36V37H106ZM222 36V37H221ZM112 37V38H111ZM220 37V38H219ZM63 38L65 39V42H63L64 40H63ZM103 38H105V39H103ZM110 38V39H109ZM222 38V39H221ZM20 39H18V40H20ZM69 39V40H68ZM73 39H75V40H73ZM98 39V40H97ZM106 39H107V43H106ZM227 39V40H226ZM70 40H73V41H70ZM220 40V41H219ZM222 40V41H221ZM226 40V41H225ZM67 41V42H66ZM75 41V42H74ZM102 41L103 42H105V44L103 45L102 44ZM148 41V42H147ZM165 42H167L166 40H161V41H159V43L157 44V47L159 46V45H161L162 46V48H166L167 46H168V44L167 43H165ZM61 43H64V44H61ZM81 43H82V45H81ZM99 43H101L100 45H99ZM112 43H114V44H112ZM128 42H126V45H128L127 44ZM143 43V44H142ZM67 44V45H66ZM107 44V45H106ZM112 44V45H111ZM148 44V45H147ZM81 45V46H80ZM111 45V46H110ZM96 46V47H95ZM103 46V47H102ZM108 48H107V47ZM114 46V47H113ZM147 46V47H146ZM164 46V47H163ZM2 46L0 45V48H1ZM142 47H145V48H142ZM52 48V49H51ZM59 48V49H58ZM65 48V49H64ZM71 48V49H70ZM100 48V49H99ZM135 48V49H134ZM142 48V49H141ZM158 48H160V49H162L160 46L158 47ZM175 48H177V47H175ZM98 49V50H97ZM106 49V50H105ZM114 49V50H113ZM136 49H141V50H136ZM146 49V50H145ZM56 51V52H55ZM75 51L77 52L76 54H75ZM96 51H98V52H96ZM104 51V52H103ZM106 51V52H105ZM148 51V52H147ZM55 52V53H54ZM52 53V54H51ZM46 54V55H45ZM54 54V55H53ZM57 54V55H56ZM68 54V55H67ZM78 54V55H77ZM49 55V56H48ZM51 55H53L54 56V58H52L53 56H51ZM61 55H63V56H61ZM116 56V58L114 57V56ZM142 55V56H141ZM55 56L57 57V58H55ZM61 56V57H60ZM66 56V57H65ZM75 56H76V58H75ZM102 56V57H101ZM124 57V58H123ZM48 58V59H47ZM107 58H109V59H107ZM42 59V60H41ZM53 59V60H52ZM55 59V60H54ZM57 59V60H56ZM71 59V60H70ZM103 59V60H102ZM121 59V60H120ZM39 60V61H38ZM44 60H46L45 62H44ZM63 60H64V62H63ZM113 60V61H112ZM114 60H117L116 62L114 61ZM118 61H119V63H118ZM42 62H44V63H42ZM76 62H77V64H76ZM92 62L93 63H95L96 62V60H92ZM114 62V63H113ZM125 62V63H124ZM35 63H37V65L35 64ZM63 63V65L61 66V64ZM73 63V64H72ZM116 63H117V65H116ZM121 63V64H120ZM40 64H42V65H40ZM65 64V65H64ZM67 64V65H66ZM81 64V65H80ZM101 64V65H100ZM36 65V66H35ZM114 65V66H113ZM67 66L69 67V68H67ZM71 66V67H70ZM103 66H105L107 69H111V70H115V72L114 71H111L110 70V72H106V73H104V70H105V68H103ZM38 68V67H37ZM98 68V69H97ZM65 69V70H64ZM79 69V70H78ZM118 71H117V70ZM73 70V71H72ZM81 70V71H80ZM99 70V71H98ZM52 71H54V72H52ZM77 71V72H76ZM98 71V72H97ZM59 72V73H58ZM62 72V73H61ZM64 72V73H63ZM83 72V73H82ZM89 72V73H88ZM119 72V73H118ZM54 73V74H53ZM88 73V74H87ZM94 73V74H93ZM111 73V74H110ZM74 76H73V75ZM76 74V75H75ZM85 76H84V75ZM90 74L92 75H94V76H97L98 77V79H100V80H96L97 81V83H95L96 81H94V82H91L92 80H89V79H91V76H90ZM114 74V75H113ZM81 75V76H80ZM110 75V76H109ZM64 76V77H63ZM67 76H69V78L67 77ZM87 76V77H86ZM66 77V78H65ZM5 78V77H4ZM53 78V79H52ZM72 78V79H71ZM79 79V78H81V79H79L78 80V82H77V79L76 80H74V79ZM86 78V79H85ZM56 79V80H55ZM67 79H69V80H67ZM264 76H262L261 78H260V82H258L255 86H254V88H252V89H248L247 88V90H245V89H243L242 87L239 89V86H237V87H229V88H227L226 90H225V92L224 93H226V94H222L220 97H224V96H226V95H228V94H232V93H234V92H236V93H239L240 95H242V94H244V93H251L252 92V98H255L254 97V95L253 94H255V93H253V92H256V91H260V90H262V89H264ZM62 80V81H61ZM83 80H85L84 82H83ZM101 80H102V82H101ZM49 81H51V82H49ZM57 81V82H56ZM60 81V82H59ZM70 81V82H69ZM74 81V82H73ZM88 81H90V82H88ZM262 81V82H261ZM55 82V83H54ZM88 82V83H87ZM99 82V83H98ZM91 83V84H90ZM102 83V84H101ZM76 84H78V85H76ZM88 84H90V85H88ZM98 84V85H97ZM104 84V85H103ZM164 84V85H163ZM261 85V86H259V85ZM51 85V86H50ZM53 85V86H52ZM64 85V86H63ZM71 85H73V86H71ZM101 85V86H100ZM161 85V86H160ZM259 87H258V86ZM55 86V87H54ZM57 86H59V87H57ZM65 87L64 88V90L62 89L63 87ZM68 88H67V87ZM77 86V87H76ZM97 86H99V87H97ZM106 86V87H105ZM53 87V88H52ZM74 87V88H73ZM164 87H166V89L164 88ZM55 88H57V89H55ZM59 88V89H58ZM72 88V89H71ZM109 88V89H108ZM164 88V89H163ZM198 88H200V87H197V88H194V90L197 92V93H195V92H193V96H192V98H191V100L190 101H192L194 104H196V105H194L193 103H191L190 101H187L186 102V105L188 106V108L192 111V113H193V117L194 118H196V119H201V120H203V119H209V120H211V121H216L217 123H215L214 125H215V128L217 129V130H219L222 126H223V124L221 123L222 121L221 120H218L217 119V107H216V104H213L212 105V96L208 93H204L203 92V90L200 88L199 90H196V89H198ZM238 88V89H237ZM61 89V90H60ZM68 89H69V91H68ZM71 89V90H70ZM162 89V90H161ZM237 89V90H236ZM243 89V90H242ZM66 90H67V92H66ZM229 90H231V91H229ZM256 90V91H255ZM73 91V92H72ZM108 91V92H107ZM162 91V93H160ZM56 92V93H55ZM65 92H66V94H65ZM91 92V93H90ZM116 92H118V91H116ZM53 93H55V94H53ZM199 93V94H198ZM200 93H203V94H205V95H203L204 97L202 98V96H201V94ZM51 95V96H50ZM92 95V94H91ZM90 95V96H91ZM101 95V96H100ZM198 96V98L199 97H201V98H199L198 99V102H196L197 101V96ZM48 96V98H46ZM55 96V97H54ZM156 96V97H155ZM163 96H164V98H163ZM161 97V98H160ZM210 97V98H209ZM42 98H44V99H42ZM46 98V99H45ZM50 98V99H49ZM53 99V100H52ZM55 99V100H54ZM115 99V100H114ZM196 99V100H195ZM112 100H114V101H112ZM195 100V101H194ZM39 101H41V102H39ZM111 101V102H110ZM165 101V102H164ZM202 101V102H201ZM206 101V102H205ZM47 102V103H46ZM52 103V105H53V107H52V105H51V103ZM54 102V103H53ZM191 104H190V103ZM211 104V106L209 105V103ZM42 103H44V104H42ZM56 103V104H55ZM116 103V104H115ZM121 103V104H120ZM207 103H208V105H207ZM50 104V105H49ZM114 104V105H113ZM123 104V105H122ZM204 104H206V106H204ZM35 105H37V106H35ZM44 105V106H43ZM46 105V106H45ZM47 105L49 106V107H47ZM58 105V106H57ZM117 105V106H116ZM201 105V106H200ZM215 105V106H214ZM44 108H43V107ZM111 106V107H110ZM112 106H113V108H112ZM116 106V107H115ZM124 106V107H123ZM133 106V105H132ZM156 106V107H155ZM162 106V107H161ZM194 106V107H193ZM204 106V107H203ZM209 106V107H208ZM39 107V108H38ZM60 108L61 109V115H62V117H61V115L59 114V116H58V114L57 113H53V112H50V109L51 108ZM118 107H123V108H118ZM161 109H160V108ZM191 107V108H190ZM203 107V108H202ZM212 107V108H211ZM41 108H43V109H41ZM49 108V109H48ZM124 108H126V109H124ZM199 108V109H198ZM216 108V109H215ZM33 109V110H32ZM108 109V110H107ZM111 109H113V110H111ZM153 109V110H152ZM204 109V110H203ZM214 109V110H213ZM26 110H28V111H26ZM37 110V111H36ZM49 110V111H48ZM118 110V111H117ZM125 110L127 111L126 113H123V112H125ZM134 110H136V111H140L139 110V108H137V104H135L134 105ZM208 110V111H207ZM239 110H248V107L247 106H245V107H243V108H239ZM31 111V112H30ZM36 111V112H35ZM39 111V112H38ZM41 111V112H40ZM47 111V112H46ZM89 111V112H88ZM107 112V114H106V112ZM116 113H115V112ZM128 111H131V112H129L128 113ZM143 111V112H142ZM154 113H153V112ZM155 111H156V113H155ZM212 113H211V112ZM249 111V110H248ZM0 112H2V113H0V117L2 118L4 115H3V111H1L0 110ZM22 112V113H21ZM49 112V113H48ZM66 112H67V114H66ZM132 112H134V113H132ZM196 112V113H195ZM206 112H207V114L209 115V114H212V115H206ZM215 112V113H214ZM52 113V114H51ZM99 115H98V114ZM152 115V113H153V115H152V117H150L151 115ZM159 113V114H158ZM169 113V114H168ZM171 113H172V115H171ZM74 114V115H73ZM85 114V115H84ZM89 114H90V118L88 117L89 116ZM92 114H94V115H92ZM101 114L102 115H106V117H107V119L108 118H112L113 116H115V120H119V119H121V122L118 124L117 123V126H118V129L120 130V131H118V130H116V131H113L112 133H111V136H109L108 137V139L106 140V139H100V137H99V135H100V130H101V122H99V121H101L100 119L102 118V117H100L101 116ZM118 114V115H117ZM205 114V115H204ZM213 114H215V117H214V115ZM48 115V116H47ZM53 115H54V117H53ZM81 115L83 116V117H81ZM127 115V116H126ZM129 115V116H128ZM148 115H150L149 116V118L148 117H146V116H148ZM158 115V116H157ZM166 115V116H165ZM200 115H202L201 116V118H199L200 117ZM264 115V114H263ZM51 116H52V118H53V120H52V118H51ZM64 116V117H63ZM85 116V117H84ZM92 116V117H91ZM97 116H99V117H97ZM174 116V117H173ZM205 116V117H204ZM45 117V118H44ZM58 117H59V119H58ZM65 117H68L67 119H65ZM73 117V118H72ZM79 117V118H78ZM123 117V118H122ZM132 119H131V118ZM138 117V116H137ZM163 117V118H162ZM211 117V118H210ZM0 118V119H1ZM82 120H81V119ZM134 118V119H133ZM213 118V119H212ZM45 119V120H44ZM49 119H51V120H49ZM56 119V120H55ZM72 121H71V120ZM79 119V120H78ZM96 119V120H95ZM152 119V120H151ZM159 119V120H158ZM172 119V120H171ZM58 120V121H57ZM91 122H90V121ZM128 120V121H127ZM156 120V121H155ZM162 120V121H161ZM40 121H42V125H41V122ZM48 121H51L50 123L48 122ZM54 121H56V123L57 122H59L58 123V126L57 127H55L57 124H55V122ZM77 121V122H76ZM83 121H84V123H83ZM151 121V122H150ZM153 121V122H152ZM221 121V122H220ZM45 122H47V123H45ZM72 123V125H71V123ZM81 122V123H80ZM128 122H129V125H128ZM159 122H161V123H159ZM175 122V123H174ZM247 122V123H246ZM52 123V124H51ZM81 125H80V124ZM90 123V124H89ZM98 123V124H97ZM126 123H127V125H126ZM133 123V124H132ZM158 123V124H157ZM173 123V124H172ZM43 124H44V126H43ZM94 124V125H93ZM96 124V125H95ZM154 124H157V125H154ZM251 124V125H250ZM47 125L49 126V129L47 128ZM55 125V126H54ZM63 125V126H62ZM78 127H77V126ZM79 125H80V127H79ZM84 125V126H83ZM131 125V126H130ZM160 125H162V126H160ZM33 126H34V129H33ZM65 126V127H64ZM71 126V127H70ZM76 126V127H75ZM83 126V127H82ZM124 126V127H123ZM176 126H177V128H176ZM17 127V128H16ZM23 127V128H22ZM60 127H62V128H60ZM68 127V128H67ZM82 127V128H81ZM93 127V128H92ZM121 127V128H120ZM130 127V128H129ZM137 127V128H136ZM158 127V128H157ZM163 127H165V128H163ZM170 127V128H169ZM75 128V129H74ZM81 128V129H80ZM167 128H169L168 130H167ZM253 128V129H252ZM255 128V129H254ZM14 129V130H13ZM26 129H28V130H26ZM38 129V130H37ZM52 129V130H51ZM61 129V130H60ZM63 129V130H62ZM90 129V130H89ZM94 129V130H93ZM125 129V130H124ZM139 129V130H138ZM165 129V130H164ZM257 129V130H256ZM18 130V131H17ZM25 130V131H24ZM30 130H31V132H30ZM37 131V132H33V131ZM49 130H51L50 132H49ZM59 130L62 132H60L59 133ZM65 130V131H64ZM66 130H70V131H66ZM72 130V131H71ZM75 130V131H74ZM86 130H88V132L86 131ZM92 130V131H91ZM167 130V131H166ZM179 130V131H178ZM259 130V131H258ZM19 131H21V132H19ZM79 131H81V132H79ZM82 131L84 132V134H82ZM90 131V132H89ZM95 133H94V132ZM99 131V132H98ZM135 131V132H134ZM138 133H140V134H142L141 136H139V134H137V132ZM169 131V132H168ZM187 131H191V130H187ZM254 131V132H253ZM257 133H256V132ZM67 132V133H66ZM75 132H77V133H75ZM121 132V133H120ZM125 132V133H124ZM172 132V133H171ZM174 132H176L175 134H174ZM241 132V133H242ZM253 133V135H252V133ZM58 133V134H57ZM80 134V138L78 137L77 138V136H79V134ZM92 133V134H91ZM134 133V134H133ZM166 133V134H165ZM169 133V134H168ZM178 133H180V134H178ZM262 133V134H261ZM94 134V135H93ZM95 134H97V135H95ZM116 134V135H115ZM127 135V136H124V135ZM260 136H259V135ZM82 135V136H81ZM92 135V136H91ZM113 135V136H112ZM133 135V136H132ZM135 135V136H134ZM138 135V137L140 138L141 137V139H138V138H136V136ZM147 135V136H146ZM75 136V137H74ZM146 136V137H145ZM188 136H193V133L192 132H189V134H188ZM94 138V140H97V139H99L97 142H98V144L99 145H97V146H92L91 145V143L89 144V141H88V139L89 138ZM128 137V138H127ZM145 139V141H144V139ZM249 139H248V138ZM4 137H2V138H0V140L1 141H6V143L8 142V146H9V148L12 150L11 152H10V154H9V156H6L4 159H5V161L7 162V161H9L10 160V162H12V166H13V168H17V171L18 172H23V171H26L28 168H31L32 166H33V164H34V162L36 161V160H39V159H44V152H43V143H39V142H37V141H34L33 140V142H32V139H29V138H27V137H25V138H20V139H3ZM60 138V139H59ZM62 138V139H61ZM63 138H65V139H63ZM69 138V139H68ZM76 138V139H75ZM124 138V139H123ZM132 138H134L133 140L135 141V139H136V143H138V141H139V143H138V145L137 144H134V141H131L132 140ZM148 138H150V139H148ZM175 138V139H174ZM179 138V139H178ZM227 138H229V139H227ZM255 138H257V139H255ZM24 139H26V140H24ZM58 139V140H57ZM78 139V140H77ZM114 139V140H113ZM121 139V140H120ZM138 139V140H137ZM143 139V140H142ZM147 139H148V141H147ZM178 139V140H177ZM218 139V140H217ZM220 139V140H219ZM8 140V141H7ZM16 140V141H15ZM24 140V141H23ZM29 142H28V141ZM125 140V141H124ZM211 140V141H210ZM222 140V141H221ZM19 141V142H18ZM23 141V142H22ZM59 141V142H58ZM63 141L65 142V143H63ZM101 141H106V143H107V146L106 147H104V146H102L101 145ZM109 141H110V143H109ZM140 141H142V142H140ZM143 141L145 142V143H143ZM147 141V142H146ZM199 141V142H198ZM201 141V142H200ZM248 141V142H247ZM25 142L27 143V144H25ZM56 142V143H55ZM87 142H88V144H87ZM114 142H115V144H114ZM120 144H119V143ZM211 142H213L214 143V145L211 143ZM219 142H221V143H219ZM256 142V143H255ZM14 143H16L15 145H16V147H15V145H14ZM37 143V144H36ZM77 143H78V146L79 145H81L80 146V148L77 146ZM121 143L123 144V145H121ZM130 143V144H129ZM146 143H148L149 145L147 146L146 145ZM201 143V144H200ZM217 143V144H216ZM24 144V146H22ZM114 144V145H113ZM224 144V145H223ZM228 144V145H227ZM14 145V146H13ZM21 145V146H20ZM27 145H29V147L27 146ZM74 147H73V146ZM129 145H131L130 147H128V148H126V149H122V148H124L125 146H129ZM134 145V146H133ZM147 146V147H145V146ZM178 145V146H177ZM180 145V146H179ZM221 145V146H220ZM227 145V146H226ZM247 145V146H246ZM73 148H72V147ZM100 146V147H99ZM144 146V147H143ZM158 146V145H157ZM198 146V147H197ZM213 146V147H212ZM245 146V147H244ZM20 147H21V149H20ZM34 147V148H33ZM36 147V148H35ZM100 149H99V148ZM181 147V148H180ZM215 147H216V149H215ZM234 147V148H233ZM9 148L7 147L6 149H5V151L6 152H4V155L8 152V150H9ZM30 148V149H29ZM33 148V149H32ZM39 148V149H38ZM76 148V149H75ZM86 148V149H85ZM145 150H144V149ZM200 148V149H199ZM207 148H209V149H207ZM214 150H213V149ZM218 148H220V150L218 149ZM236 148V149H235ZM8 149V150H7ZM19 149V150H18ZM25 149H27V150H25ZM32 149V150H31ZM35 149V151L36 152H34L33 150ZM69 149V150H68ZM74 149V150H73ZM77 149H78V151H77ZM89 149V150H88ZM103 149H104V151H103ZM147 149V150H146ZM205 149V150H204ZM233 150V152L231 151V150ZM261 149V150H260ZM263 149V150H262ZM21 150V151H20ZM39 150V151H38ZM72 150V151H71ZM82 150V151H81ZM102 150V151H101ZM122 150V152H120ZM124 150H126V151H124ZM133 150V151H132ZM137 152H136V151ZM148 150H149V152H148ZM190 150V151H189ZM196 150H198V151H196ZM201 150H203V152L201 151ZM210 150V151H209ZM215 150H217V152L215 151ZM24 151V152H23ZM26 151V152H25ZM29 151V152H28ZM85 151H87V152H85ZM94 151V153L93 154H91V152H93ZM99 151V152H98ZM112 151V153H110ZM114 151H116V152H114ZM180 151V152H179ZM187 151V152H186ZM207 151V152H206ZM230 153V151H231V154H229L228 152ZM28 152V153H27ZM72 152V153H71ZM82 152V153H81ZM84 152V153H83ZM129 152V153H128ZM147 154L148 153V155H146L145 153ZM213 152H215V153H213ZM228 153V155H226L227 153ZM245 152H250L249 154H245L244 155V153ZM25 153V154H24ZM44 153V154H43ZM90 153V154H89ZM96 153L98 154V155H96ZM100 153H101V155L103 154V153H105V155H103V156H101L100 157ZM128 153V154H127ZM140 153V154H139ZM168 153V154H167ZM182 153V154H181ZM187 153L189 154V155H187ZM195 153V154H194ZM209 153V154H208ZM225 153V154H224ZM8 154V153H7ZM13 154H14V156L16 157V159H15V157H12L13 156ZM59 154V155H58ZM73 154H75V156L77 157H75ZM80 154L82 155V156H80ZM114 154H115V156H114ZM132 154V155H131ZM135 154H137V155H135ZM139 154V155H138ZM144 154V155H143ZM176 155V157H175V155ZM184 154V155H183ZM192 154V155H191ZM243 156H242V155ZM254 154V155H253ZM12 155V156H11ZM18 155H19V157L20 156H22V157H18ZM88 155H91V158L88 156ZM120 155V156H119ZM124 155V156H123ZM129 157H127V156ZM133 155H135V156H133ZM166 157H165V156ZM168 155V156H167ZM224 157H223V156ZM234 155H235V158H234ZM239 155H241V158H239L238 156ZM247 155V156H246ZM117 156H119V157H117ZM169 156H170V158H169ZM172 156V157H171ZM194 156V157H193ZM212 156H214V157H212ZM227 156H228V158H227ZM251 156L254 158V159H252L251 158ZM13 159H12V158ZM98 157V158H97ZM103 157H105V159L106 158H110V160L109 161H105V159L103 158ZM115 158V159H112V158ZM136 157V158H135ZM184 158V159H181V158ZM208 157L210 158V159H208ZM19 158V159H18ZM24 158V159H23ZM25 158H26V160H25ZM29 160H28V159ZM31 158V159H30ZM60 158V159H59ZM75 158V159H74ZM168 158V159H167ZM173 158V159H172ZM251 158V159H250ZM22 159H23V161H22ZM118 159H121L122 160V162L121 161H119ZM132 159V160H131ZM142 159V160H141ZM215 159V160H214ZM106 160H108V159H106ZM115 160V161H114ZM148 160V161H147ZM244 160V161H243ZM15 161V162H14ZM25 161V162H24ZM80 161H81V163H80ZM83 161V162H82ZM111 161V162H110ZM119 161V162H118ZM131 161V162H130ZM140 161V162H139ZM258 162V164L259 165H261V166H259L258 167V164H256V162ZM23 162V163H22ZM64 162V163H63ZM75 162V163H74ZM89 162V163H88ZM92 162V163H91ZM107 162V163H106ZM138 162H139V164H138ZM207 162V163H206ZM254 162H255V165L258 167H256V166H254ZM22 163V164H21ZM31 163H33L32 164V166L30 167V166H28V165H30ZM70 163V164H69ZM88 163V164H87ZM97 163H98V166H102L103 164L105 165V166H102L101 168H102V171H101V168L100 167H96L98 170H99V174L97 173V170L95 171V174L96 175H98V176H96V175H94V169H92L91 167H92V165L93 166H97ZM112 163V164H111ZM122 163V164H121ZM146 163V164H145ZM215 163V164H214ZM217 163V164H216ZM24 164H25V166H24ZM62 164V165H61ZM65 164V165H64ZM76 164V165H75ZM85 164V165H84ZM101 164V165H100ZM108 164V165H107ZM127 164H130L129 165V167L127 166ZM252 164V165H251ZM18 165H20V167L18 166ZM23 165V166H22ZM27 165V166H26ZM60 165V166H59ZM66 165H68V167L66 166ZM73 165V166H72ZM110 165V166H109ZM114 165V166H116V168L114 167V168H111L110 169V167H112V166ZM117 165H118V167H117ZM134 165V166H133ZM143 165V166H142ZM186 165V166H185ZM185 165H183L182 166V169H183V172L185 173V175L187 176H189V175H191V166H190V164H185ZM188 165V166H187ZM233 165H234V167H233ZM263 165V166H262ZM61 168H59V167ZM70 166V167H69ZM80 166V167H79ZM121 166H122V168H121ZM125 166H127V168L125 167ZM190 166V167H189ZM253 166V167H252ZM84 167L86 168V169H84ZM107 167H109V168H107ZM140 167V168H139ZM244 167H245V169H244ZM251 167H252V169L253 170H247V168L249 169H251ZM26 170H25V169ZM76 168V169H75ZM82 168V169H81ZM95 168V167H94ZM106 168V169H105ZM117 168H121V170L119 171V169H117ZM146 168V169H145ZM224 168V169H223ZM255 168H257V169H255ZM63 169H64V171L66 170L67 172H64L63 171ZM90 169V170H89ZM105 169V170H104ZM117 169V170H116ZM232 169V171H230ZM255 169V170H254ZM55 170V171H54ZM62 170V171H61ZM84 170V171H83ZM110 170H114L113 172H115V173H113V172H111ZM125 170V171H124ZM133 170V171H132ZM236 170V171H235ZM241 170V171H240ZM245 170V171H244ZM258 170H259V172H258ZM53 171L54 172H56V174H51V173H53ZM72 171V172H71ZM78 171H79V173H78ZM89 171V172H88ZM104 171V174L102 173ZM117 171H119V172H117ZM129 171V172H128ZM188 171V172H187ZM227 171V172H226ZM234 171V172H233ZM248 171V172H247ZM253 171H255V172H253ZM77 172V173H76ZM80 172H82V174H80ZM153 172V173H152ZM228 172H230V174L228 173ZM253 172V173H252ZM64 173V174H63ZM71 173V174H70ZM107 173V174H106ZM123 173H125V174H123ZM141 173H143V174H141ZM232 173V174H231ZM247 173V174H246ZM249 173H250V175L251 176H249ZM59 174V175H58ZM69 174V175H68ZM89 174V177L87 176ZM118 174V175H117ZM136 174H137V176H136ZM54 175H58L57 177L56 176H54ZM92 175H94L96 178H94V176H92ZM100 175V176H99ZM109 175V176H108ZM135 175V176H134ZM155 175H157V176H155ZM226 175V176H225ZM229 175V176H228ZM231 175V176H230ZM235 175V176H234ZM253 175V176H252ZM79 176V177H78ZM82 176H83V179H82ZM222 176V177H221ZM225 176V177H224ZM97 177H102L103 179H101V178H97ZM108 177V178H107ZM116 177V178H115ZM218 177V178H217ZM230 177V178H229ZM260 177V178H259ZM261 177H262V179H261ZM55 178V179H54ZM81 178V179H80ZM85 178V179H84ZM87 178V179H86ZM112 178V179H111ZM114 178V179H113ZM125 178V179H124ZM94 179V180H93ZM110 179V180H109ZM122 179H124V180H122ZM134 179V180H133ZM227 179V180H226ZM98 180V181H97ZM102 180H103V183H102ZM106 180V181H105ZM108 180V181H107ZM119 180H121V181H119ZM231 180L233 181V183L231 182ZM262 180V181H261ZM23 180H21L20 178L19 179H17V180H10V179H3V177L1 176L0 177V215H1V217L2 216H4V217H8V218H14V219H21V218H19V211H18V208H16L17 206H16V204H15V200L18 198L17 197V195H16V188L17 187H23L24 185H25V181H23ZM105 181V182H104ZM184 181V182H183ZM238 181V182H237ZM22 182V183H21ZM82 182H86V183H88V184H90V185H92V186H95L97 189H100V190H97V189H95V190H86V189H84L83 187H82ZM97 182H99V183H97ZM110 182V183H109ZM177 182V183H176ZM189 182V183H188ZM234 182H236V183H234ZM57 183V184H56ZM230 183V184H229ZM260 183V184H259ZM111 184V185H110ZM122 184V185H121ZM229 184V185H228ZM238 184L240 185V184H242V185H240V186H238ZM258 184V185H257ZM21 185V186H20ZM103 185V186H102ZM119 185H120V188H118L119 187ZM152 185V186H153ZM183 187H182V186ZM188 185V186H187ZM233 185V188H235V189H233L231 186ZM105 186V187H104ZM133 186V187H132ZM178 186V187H177ZM227 186H230L229 188V190H227L228 191V194H225L224 193V190L227 188ZM237 188H236V187ZM242 186V187H241ZM257 188H256V187ZM261 186V187H260ZM81 187H82V189H81ZM124 187V188H123ZM241 187V188H240ZM246 187V188H245ZM251 187V188H250ZM260 187V188H259ZM76 188V189H75ZM105 188V189H104ZM129 188H130V190H129ZM177 188V189H176ZM239 188V189H238ZM242 188H245V189H243L244 191H242L241 189ZM255 188V189H254ZM61 189V190H60ZM101 189H102V193H101ZM108 189H109V191H108ZM113 189V190H112ZM115 189V190H114ZM124 189V190H123ZM259 189V190H258ZM261 189H263V191L261 190ZM85 190V191H84ZM107 190V191H106ZM230 190H231V192H230ZM232 190H233V192H232ZM53 191V192H52ZM93 191H94V193H93ZM126 191V192H125ZM238 192L237 193V195L235 194L236 192ZM240 191V192H239ZM246 191H250L249 193H247ZM252 191V192H251ZM255 191H257V192H255ZM258 191H261L260 192V194H258L259 192ZM97 192V193H96ZM245 194H243V193ZM246 192V193H245ZM85 193V194H84ZM125 193V194H124ZM252 193V194H251ZM255 193V194H254ZM259 195V197H258V195ZM4 195H6V196H4ZM10 195V197H8ZM72 195H74V196H72ZM81 195H83V197H81ZM115 195H118L119 197H121V199H125V201H133V203H134V206H135V210H133V212L128 208V207H121V206H119V204L120 203H115V205H114V202H115ZM121 195V196H120ZM132 195V196H131ZM226 195H228V197H226ZM4 198H3V197ZM15 196V197H14ZM84 196H85V198H84ZM157 196V197H156ZM199 196V197H198ZM204 196V197H203ZM234 196V197H233ZM14 197V198H13ZM123 197H125V198H123ZM188 197H190L189 199H188ZM257 197V198H256ZM57 198V199H56ZM73 198V199H72ZM136 198H137V196H136ZM153 198V199H152ZM161 198V199H160ZM241 198H242V200H241ZM254 198V199H253ZM263 198V199H262ZM15 199V200H14ZM53 199V200H52ZM194 199H196V200H194ZM209 199V200H208ZM247 199V200H246ZM48 200V201H47ZM161 200V201H160ZM170 200V201H169ZM199 200V201H198ZM231 200L233 201V202H231ZM248 200H250V202L248 201ZM5 201V202H4ZM114 201V202H113ZM124 201V200H123ZM124 201V202H125ZM168 201H169V203H168ZM191 201V202H190ZM252 201V202H251ZM50 202H52V203H50ZM154 202V203H153ZM157 202V203H156ZM243 202V203H242ZM245 202V203H244ZM246 202H248V203H246ZM258 202V203H257ZM153 203V204H152ZM192 203H194L193 205H192ZM251 203H254V204H251ZM49 204V205H48ZM151 204V205H150ZM162 204V205H161ZM167 204H168V206L170 207H166L167 206ZM239 204H241V205H239ZM249 204V206L248 207H250V205L252 206V207H250V208H246L247 206L246 205H248ZM261 204V205H260ZM114 205V206H113ZM150 205V206H149ZM155 205V206H154ZM165 207H164V206ZM210 206V207H207V206ZM41 206V207H40ZM45 207V208H43V207ZM46 206H48V207H46ZM144 206H145V208H144ZM172 206V207H171ZM240 206V207H239ZM2 207H4V208H2ZM6 207V208H5ZM39 209H38V208ZM158 207V208H157ZM260 207V208H259ZM15 208L17 209V210H15ZM43 208V209H42ZM108 208H110V209H108ZM140 208V210H148V211H154V210H157V212L156 213H151L150 215H148V217H145V216H142L141 215V213H139L138 211H137V209H139ZM143 208V209H142ZM237 208V209H236ZM258 208V209H257ZM262 208V209H261ZM14 211H13V210ZM45 209V211H43ZM115 209V210H114ZM152 209V210H151ZM171 209H172V211H171ZM195 209H198V210H195ZM247 209H250V210H248L247 211ZM42 210V211H41ZM114 210V211H113ZM224 210V213H226V211ZM236 210V211H235ZM254 210H257V211H254ZM4 211V212H3ZM127 211V212H126ZM208 213V215H207V213ZM251 211H253V212H251ZM261 211V212H260ZM11 212V213H10ZM115 212V213H114ZM217 212V213H216ZM10 213V214H9ZM16 213L18 214V215H16ZM127 213V214H126ZM190 213H192V214H190ZM251 213L253 214V215H251ZM260 213V214H259ZM53 214H55V216H53ZM124 214V215H123ZM140 214V215H139ZM198 214H199V216H198ZM258 214L259 215H261L260 217H258ZM263 214V215H262ZM12 215H14V216H12ZM91 215V216H90ZM189 215H191L190 216V219L188 218L189 217ZM201 215V216H200ZM16 216V217H15ZM94 216V217H93ZM114 216V217H113ZM169 216V217H168ZM188 216V217H187ZM215 216V217H214ZM229 216H230V218H229ZM110 217V218H109ZM127 217V218H126ZM193 217V219H191ZM236 217V221H235V223L237 222L238 223V225L237 226H235L236 228H234L233 226L234 225H236L233 221V223L232 224H229L228 223V226H227V232H228V234H230L229 233V231H230V228L229 227H231V234H233V235H231L230 234V236L231 237H229L228 239H227V241H226V243H224L223 242V244L221 243V245H219V248L221 249V248H223V247H225V246H229V248L230 249H232V250H234V249H236V250H234L235 251V256H234V258H236V257H238V256H248V254H253V253H260V250H261V252H262V254L264 255V242H260V243H257L253 238H254V236L253 237H251L253 234H255L254 232H257V230H259L258 229V227L261 229L263 226H264V222L263 223H260V224H258L257 226H254L253 224H249V222L246 220V219H244V220H246L247 222H245L244 220L242 221V219L243 218H238V216H235ZM113 218V219H112ZM126 218V219H125ZM163 218H165V219H163ZM197 218V219H196ZM232 218V219H231ZM260 219V221H259V219ZM262 218V219H261ZM87 221H86V220ZM104 219V220H103ZM106 219H107V221H106ZM151 219H152V221H151ZM168 219V220H167ZM175 219V220H174ZM185 219H188V221H186ZM231 219V220H230ZM241 220V223L239 222V220ZM255 219H256V221H255ZM154 220H158V222H156V221H154ZM164 222H163V221ZM167 220V221H166ZM189 220L190 221H192V222H194V223H192V222H190V223H187V222H189ZM90 221H92L93 223H91ZM103 221V222H102ZM153 222L156 226L154 227V230L153 231H151V233L153 232V236H150L147 240H144V241H137V236H135V235H133V234H131L132 232H136L137 231V222H138V224H140V223H146V222ZM159 221H161V222H163V223H161V222H159ZM172 222V224H173V226L170 224V222ZM177 221V222H176ZM186 221V222H185ZM257 221H259V222H257ZM87 222V223H86ZM244 222V223H243ZM86 223V224H85ZM106 223V224H105ZM177 225H176V224ZM179 223V224H178ZM240 223V224H239ZM243 223V224H242ZM247 223V224H246ZM0 224L2 225H0V230H3V229H6V228H8L9 226H16V223L15 222H4L3 223V219L1 220L0 219ZM6 224V225H5ZM104 224V225H103ZM167 224H170L169 226L167 225ZM182 224V225H181ZM186 224V225H185ZM249 224V225H248ZM181 225V226H180ZM263 225V226H262ZM167 226V227H166ZM178 226V227H177ZM249 226H250V228H249ZM254 227V228H251V227ZM260 226H262V227H260ZM163 227V228H162ZM174 227V228H173ZM245 227H247V229L250 231H248ZM239 228V229H238ZM28 231H29V236L30 237H32V238H35V239H38V238H40V237H42L43 236V232H42V230L39 228V227H36V226H32L31 224L28 226ZM123 229V230H122ZM126 229V230H125ZM171 229H172V231H171ZM234 229V230H233ZM243 229H245V231L247 230L248 231V233H246ZM254 229V230H253ZM39 230V231H38ZM229 230V231H228ZM236 230H240V233H241V238H243V235H248L249 233V238H247L246 239V237H244L243 239V241H242V239L241 238H239V235L240 234H237L238 233V231H236ZM241 230H242V232L244 231L245 232V234H243L242 232H241ZM263 230V231H262ZM262 232H263V235H264V227L262 228ZM37 231V232H36ZM121 231V232H120ZM170 231L172 232L171 234H170ZM177 232H180V233H177ZM237 234H235V233ZM258 232H260V230L258 231ZM174 233V234H173ZM177 233V234H176ZM183 233V234H182ZM210 233H213V230H211L210 231ZM253 233V234H252ZM40 234V235H39ZM128 234V235H127ZM252 234V235H251ZM175 235V236H174ZM181 235V237H179ZM184 235V236H183ZM251 235V236H250ZM34 236V237H33ZM130 236V237H129ZM133 236V237H132ZM160 236V237H159ZM179 237V238H176V237ZM232 236H235V237H232ZM237 236V237H236ZM172 239H171V238ZM155 238V239H154ZM183 238V239H182ZM234 238H235V240H234ZM237 238V239H236ZM175 239V240H174ZM180 240V241H178V240ZM251 239H253L252 241H251ZM264 240V239H263ZM174 241V242H173ZM191 241V240H190ZM246 241V242H245ZM127 242V243H126ZM173 242V243H172ZM243 242V243H242ZM254 242V243H253ZM153 243V244H152ZM179 244V245H177V244ZM3 244V246H7L8 245V241H4V242H2V241H0V245H2ZM26 245H23V247L21 246H17L16 247V250H15V253H14V259L16 258L17 260L18 259H20V260H22V262L24 263V264H94V261H93V259H92V257L89 255L88 256V254L87 253H83V252H80V251H78V250H74V251H70V252H64L63 251V253H59V254H53V253H51V252H49V251H47L45 248H38V247H35V246H32V245H30V244H28V243H25ZM130 244V245H129ZM139 244H140V246H139ZM168 244V245H167ZM259 244V245H258ZM29 245V246H28ZM157 245H159V247L157 246ZM176 245L178 246V248L179 249H177V247H176ZM183 245V246H182ZM223 245V246H222ZM171 246V247H170ZM27 247V248H26ZM31 247H33V248H31ZM123 247H124V249H123ZM183 247V248H182ZM243 247V248H242ZM258 247H260V249L258 248ZM263 247V248H262ZM138 248V249H137ZM143 248V249H142ZM165 248V249H164ZM169 248V249H168ZM171 248H173V250L171 249ZM184 248H185V250H187L188 249V252L186 251V252H184V253H182L183 251H184ZM240 248H241V250H240ZM262 248V249H261ZM22 249L23 250H26V252H35V253H33V254H36L35 256V258H33V255H32V258L31 257H29L28 259H23L22 257H18L19 256V251H22ZM29 249L31 250V251H29ZM149 249V250H148ZM155 249H158V251L157 252H155L156 250ZM160 249V250H159ZM168 249V250H167ZM250 249V250H249ZM255 251H254V250ZM19 250V251H18ZM36 250V251H35ZM40 250V251H39ZM43 250V251H42ZM151 250H154V251H151ZM164 250H166V251H164ZM170 250V251H169ZM176 250H178V251H176ZM190 250V251H189ZM191 250H192V252H191ZM253 250V251H252ZM44 251H47V252H44ZM138 251V252H137ZM175 251V252H174ZM182 251V252H181ZM237 251V252H236ZM240 251V252H239ZM135 252V253H134ZM174 253H176V254H174ZM192 253V254H191ZM194 253V254H193ZM245 253H247V254H245ZM38 254V255H37ZM50 254V255H49ZM71 256H70V255ZM118 254V255H117ZM124 254H126V255H124ZM131 254H133V255H130ZM169 254V255H168ZM182 254L183 255H185V254H187V255H185V256H182ZM191 254V255H190ZM237 254H240V255H237ZM243 254V255H242ZM52 255H54V256H52ZM67 255H68V257H67ZM88 257H87V256ZM120 255V256H119ZM137 255V257H135ZM166 255H168V256H166ZM189 255V256H188ZM30 256V255H29ZM56 256H57V258H56ZM65 256H66V258H65ZM130 256V257H129ZM186 256H188V257H190V258H188V257H186ZM192 256V257H191ZM59 257V258H58ZM135 257V258H134ZM179 257V258H178ZM185 257V258H184ZM195 259H194V258ZM263 258H264V256H262ZM56 258V259H55ZM134 258V259H133ZM180 258H181V260H180ZM263 258H261L262 259V261L261 262H263L264 261V259ZM0 259L3 261V262H11L10 260L9 261H7L6 259H9V258H7L6 257V255H5V253L3 252V249H0ZM5 259V260H4ZM31 259V260H30ZM36 259V260H35ZM46 259V260H45ZM59 259V260H58ZM64 259H66V261L64 260ZM116 259V260H115ZM176 259V260H175ZM26 260V261H25ZM44 260V261H43ZM71 260V261H70ZM170 260H171V262H170ZM180 260V261H179ZM54 261V262H53ZM121 261V262H120ZM187 261V262H186ZM190 261V262H189ZM45 262H47V263H45ZM91 262V263H90ZM113 262H115V263H113ZM258 264H264V263H258Z\"/></svg>",
  "mask_w": 264,
  "mask_h": 264
},
{
  "label": "snow or ice",
  "instance_id": "3",
  "mask_svg": "<svg viewBox=\"0 0 264 264\" xmlns=\"http://www.w3.org/2000/svg\"><path fill=\"white\" fill-rule=\"evenodd\" d=\"M75 7L79 9V8L81 7V5L77 4ZM147 7H148V8H151L152 5L149 4V5H147ZM51 10L56 11L57 14H59V9H58V8H53V9H51ZM65 10H66V11H71L70 8H66ZM47 11H49V9H45V12H47ZM41 15L43 16V13H42ZM237 15H239V13H237ZM255 16L258 17V18L261 19V20H264V3H261V4L258 6V11L255 13ZM232 23H233V26L235 27V26H236V22H235V21H232ZM258 82H259V81H257V83H258ZM229 255H230V256H234L235 253H229Z\"/></svg>",
  "mask_w": 264,
  "mask_h": 264
}]
</instances>
